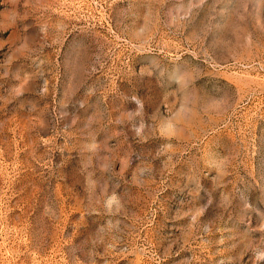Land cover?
<instances>
[{
  "label": "rangeland",
  "instance_id": "rangeland-1",
  "mask_svg": "<svg viewBox=\"0 0 264 264\" xmlns=\"http://www.w3.org/2000/svg\"><path fill=\"white\" fill-rule=\"evenodd\" d=\"M264 0H0V264H264Z\"/></svg>",
  "mask_w": 264,
  "mask_h": 264
},
{
  "label": "clouds",
  "instance_id": "clouds-1",
  "mask_svg": "<svg viewBox=\"0 0 264 264\" xmlns=\"http://www.w3.org/2000/svg\"><path fill=\"white\" fill-rule=\"evenodd\" d=\"M261 256H264V253H261L258 255V258H260Z\"/></svg>",
  "mask_w": 264,
  "mask_h": 264
}]
</instances>
